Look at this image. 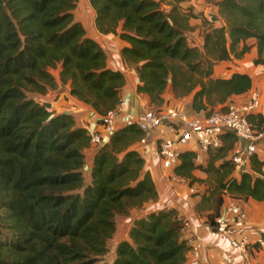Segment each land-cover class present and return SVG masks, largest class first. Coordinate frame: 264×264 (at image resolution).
<instances>
[{"label":"trees","instance_id":"obj_1","mask_svg":"<svg viewBox=\"0 0 264 264\" xmlns=\"http://www.w3.org/2000/svg\"><path fill=\"white\" fill-rule=\"evenodd\" d=\"M78 1L2 0L0 6V264H99L115 231V212L158 198L133 147L141 130L121 127L95 149L85 184L87 130L70 113L52 115L32 96L56 87L52 71L58 69L70 94L100 115L119 100L124 75L107 67L104 50L75 19ZM183 1L170 0L166 9L162 0H88L96 29L126 42L120 56L134 68L138 92L159 105L170 84L176 97L190 95L192 109L207 115L251 86L244 73L213 77L215 63L242 57L249 39L256 46L255 62L264 63V0H206L224 24L204 31L202 50L187 42L184 29L189 17H203L191 7L182 11ZM247 119L264 132L261 113ZM194 158L180 152L173 170L189 184L197 180L192 170L203 168ZM248 159L251 173L232 177L234 165L227 160L219 166L215 189L202 195L212 201L206 220L212 230L225 193L264 201V159L256 153ZM185 224L173 208L135 219L112 264H185L190 250L181 236Z\"/></svg>","mask_w":264,"mask_h":264},{"label":"crops","instance_id":"obj_2","mask_svg":"<svg viewBox=\"0 0 264 264\" xmlns=\"http://www.w3.org/2000/svg\"><path fill=\"white\" fill-rule=\"evenodd\" d=\"M162 2L163 6L169 9L168 2ZM180 6L184 12H187V8L191 7L193 13H199L206 20L204 21L201 17H189L184 29L187 42L202 50L204 31L211 28L217 29L224 24L217 7L207 3L206 0H185L180 3ZM74 17L83 25L86 35L96 41L104 50L107 67L123 73L125 82L120 90L119 98L125 103L126 115L136 118L140 117L145 110L172 106L181 108L193 118H203L206 115L204 111L196 112L192 109L190 95L176 97L170 84L166 86L162 94L163 102L159 105L153 104L148 94L136 90L137 74L134 68L124 63L120 56V50L126 45V42L121 40L117 34L106 36L96 29L95 13L88 0L78 1L74 9ZM246 42L251 44L249 50L240 58L231 56L229 60L215 63L212 76L228 77L235 72L247 74L251 79L250 88L242 94L232 96L230 100L258 99L261 106L256 113H261L264 120V63L255 62L257 50L253 44L254 40L249 39ZM52 73L57 81L56 87L49 88L44 94H33V98L43 104L52 115L63 112L70 113L76 126L85 128L88 134L99 131L101 115L93 107L77 100L70 94L69 83L60 82L58 69L53 70ZM217 108L219 106L215 107V109ZM143 135L148 148V154L144 157L145 168L151 174L158 192V198L152 204L155 209L150 211L173 208L180 217L185 219L186 224L181 236L190 246L185 264H216L224 257H231L232 264H264L263 246H248L245 252H242L231 247L229 240L212 230L206 222L207 215L212 211V201L211 199H202L201 195L206 196L208 192L215 189L218 183L217 173L222 172V168L219 166L242 149L233 133L226 132L222 136L221 148L210 150L207 153L200 152L194 141L188 143L184 151L194 153L195 164L205 168L204 170L203 168L192 170V175L197 180L191 184L186 179L177 182L170 181L167 172L161 166L156 153V145L161 138L171 136L170 132L162 126L146 131ZM138 145L139 143L135 142L133 147L138 149ZM95 152L96 150L89 146L84 150L88 160L87 170H90ZM255 153L259 159H264V138L258 143ZM243 171L252 172L249 159L240 169H234L230 175L238 179ZM191 188L195 192H191ZM226 198L228 196L223 195V199ZM235 201L242 206L245 212L244 225L237 230L235 237L245 233L250 241L255 242L260 239L264 242V201L253 199L246 201L235 199Z\"/></svg>","mask_w":264,"mask_h":264},{"label":"built area","instance_id":"obj_3","mask_svg":"<svg viewBox=\"0 0 264 264\" xmlns=\"http://www.w3.org/2000/svg\"><path fill=\"white\" fill-rule=\"evenodd\" d=\"M258 99L246 101H228L223 109H214L203 118L188 116L179 107H165L148 109L140 117L133 118L125 114V103L119 98L117 104L107 110L99 118L100 130L89 134V147L97 149L109 136L124 126H135L143 133L158 127H164L171 136L161 138L156 145V153L161 166L167 172L172 182L184 180L174 173L178 164V154L183 152L188 143L194 141L202 153L219 149L222 146V136L227 131L233 133L240 146V138L248 141L245 150L241 149L231 157L234 169H240L249 156L256 152L258 143L264 138V132L254 130L248 122L247 116L254 114L260 108ZM137 151L144 157L148 154L147 142L144 135L137 141ZM191 192H195L193 188ZM218 215L214 218V231L225 236L231 247L245 252L248 246L264 247L262 240L250 241L247 234L235 237L237 230L242 228L245 212L240 204L228 194L224 196ZM216 264H232L231 257H224Z\"/></svg>","mask_w":264,"mask_h":264},{"label":"rangeland","instance_id":"obj_4","mask_svg":"<svg viewBox=\"0 0 264 264\" xmlns=\"http://www.w3.org/2000/svg\"><path fill=\"white\" fill-rule=\"evenodd\" d=\"M162 1L166 3L169 2V0H162ZM85 158L86 159H85L84 166L82 168V173L84 177V183L87 184L89 182V170L86 169V164L88 162L87 156ZM193 194H196V193H193ZM152 204L153 202H148L140 207L133 206L131 208H128L125 213L118 212V211L115 212V215H114L115 231L112 234V236L107 240L106 252L97 258L98 259L97 263L112 264L113 259L115 257L116 246L118 245L119 242L128 239V230L132 226L135 219L143 217L147 213H149L150 210L155 209ZM3 235L4 234L2 232V229L0 228V239L3 238Z\"/></svg>","mask_w":264,"mask_h":264},{"label":"water","instance_id":"obj_5","mask_svg":"<svg viewBox=\"0 0 264 264\" xmlns=\"http://www.w3.org/2000/svg\"><path fill=\"white\" fill-rule=\"evenodd\" d=\"M0 6H3V2H2V0H0ZM239 140H240V146H241V148H242L243 150H245V148H246V146H247V144H248V141L245 140V139H243V138H240Z\"/></svg>","mask_w":264,"mask_h":264}]
</instances>
